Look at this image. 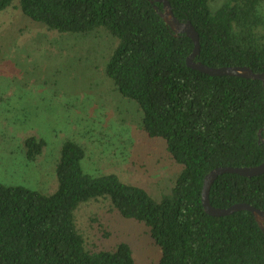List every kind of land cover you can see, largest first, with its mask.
<instances>
[{"label":"trees","instance_id":"trees-1","mask_svg":"<svg viewBox=\"0 0 264 264\" xmlns=\"http://www.w3.org/2000/svg\"><path fill=\"white\" fill-rule=\"evenodd\" d=\"M170 0L175 15L191 20L200 36L196 60L214 66L246 65L264 72V0ZM151 0H0L29 20L61 34L102 29L116 44L105 65L115 89L141 111V130L161 139L180 166L160 196L114 172L84 167L85 145L67 138L56 166L58 188L44 193L0 182V264H135L127 242L90 249L75 211L108 199L121 216L144 223L159 246L160 264H264V230L251 211L213 216L203 206L205 176L220 166L264 162V84L214 76L192 68L194 41L167 25ZM264 134V133H263ZM35 160L47 142L25 140ZM216 207L247 202L264 209V173H224L212 185Z\"/></svg>","mask_w":264,"mask_h":264},{"label":"rangeland","instance_id":"rangeland-1","mask_svg":"<svg viewBox=\"0 0 264 264\" xmlns=\"http://www.w3.org/2000/svg\"><path fill=\"white\" fill-rule=\"evenodd\" d=\"M224 0H214L215 8ZM116 44L102 29L88 34L50 31L15 7L0 13V182L44 193L58 188L56 166L67 138L85 145L88 173H116L160 196L180 171L161 139L141 130V111L106 76ZM47 144L35 159L24 140ZM92 173V174H94ZM77 224L90 249H134L135 264H160L148 227L121 216L108 199L81 204Z\"/></svg>","mask_w":264,"mask_h":264},{"label":"water","instance_id":"water-1","mask_svg":"<svg viewBox=\"0 0 264 264\" xmlns=\"http://www.w3.org/2000/svg\"><path fill=\"white\" fill-rule=\"evenodd\" d=\"M153 3L161 2L163 4V9L160 10L158 5L155 8L158 10L159 14L165 20L167 25H169L176 35L180 33H186L194 41V48L192 53L187 58L188 66L200 70L204 73L222 76H240L246 78H253L261 80L264 84V72H256L251 67L246 65H236V66H221L214 67L203 63L200 60H196L197 56L200 54L201 44L200 36L197 32L195 26L191 20L183 21L180 20L174 13L172 4L170 0H151ZM264 127L259 131L260 141L264 142ZM224 173H237L247 177H253L264 173V162L255 166H220L211 170L204 179L202 200L203 206L209 214L213 216H225L230 215L239 210H248L253 213L255 219L264 230V209L258 208L247 202L235 203L229 207H216L212 205L210 201V191L215 180Z\"/></svg>","mask_w":264,"mask_h":264}]
</instances>
